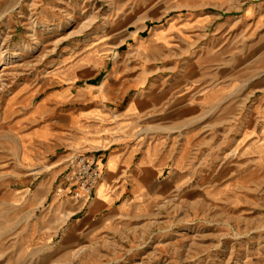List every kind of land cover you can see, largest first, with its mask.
Segmentation results:
<instances>
[{"label":"rangeland","instance_id":"1","mask_svg":"<svg viewBox=\"0 0 264 264\" xmlns=\"http://www.w3.org/2000/svg\"><path fill=\"white\" fill-rule=\"evenodd\" d=\"M9 56L0 264H264V0H0V70ZM93 61L148 70L174 127V167L104 231L66 180L80 154L24 119L65 68Z\"/></svg>","mask_w":264,"mask_h":264},{"label":"crops","instance_id":"2","mask_svg":"<svg viewBox=\"0 0 264 264\" xmlns=\"http://www.w3.org/2000/svg\"><path fill=\"white\" fill-rule=\"evenodd\" d=\"M65 69L38 99L33 95L24 119L40 121L34 133L41 141L98 159L102 176L84 219L104 231L149 193L143 186L174 167L173 113L159 107L169 101L154 96L158 84L148 70L135 78L119 76L118 68L103 75L95 61Z\"/></svg>","mask_w":264,"mask_h":264},{"label":"built area","instance_id":"3","mask_svg":"<svg viewBox=\"0 0 264 264\" xmlns=\"http://www.w3.org/2000/svg\"><path fill=\"white\" fill-rule=\"evenodd\" d=\"M102 176V169L98 159L91 158L87 154H80L74 161L73 169L66 180L74 187L72 196L77 200H89L94 192L95 186ZM59 190H62L59 189Z\"/></svg>","mask_w":264,"mask_h":264},{"label":"bare ground","instance_id":"4","mask_svg":"<svg viewBox=\"0 0 264 264\" xmlns=\"http://www.w3.org/2000/svg\"><path fill=\"white\" fill-rule=\"evenodd\" d=\"M10 57V56H9ZM13 58L14 57H10V58H8L6 61H5V63L2 65V66H4L1 70H0V76H1V72L3 71V70H5L6 68H9L11 65H10V63H12L13 62ZM102 188H103V186H102ZM102 188L100 189V190H102ZM100 193H101V191H100Z\"/></svg>","mask_w":264,"mask_h":264}]
</instances>
